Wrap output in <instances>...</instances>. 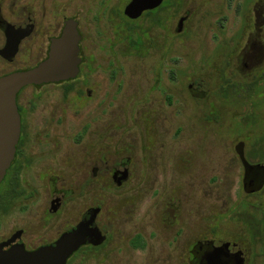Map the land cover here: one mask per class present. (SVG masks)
Segmentation results:
<instances>
[{
    "label": "flooded vegetation",
    "instance_id": "flooded-vegetation-1",
    "mask_svg": "<svg viewBox=\"0 0 264 264\" xmlns=\"http://www.w3.org/2000/svg\"><path fill=\"white\" fill-rule=\"evenodd\" d=\"M164 1L137 19L125 14L132 0H126L115 12L130 28L141 18L150 17L151 26L163 29L159 45L168 52L172 0ZM241 5L234 7L239 16L237 31L223 38V30L215 46L214 69L209 76L213 88L205 87L200 74L196 79L187 77V98L197 102L183 105V124H177L174 134L170 124L168 127L173 94H166L165 108L154 105V143L162 135L159 128L163 119L164 135L171 136L169 143L179 139L184 146L163 156L167 162L163 169L169 176L164 216L160 219L152 212L132 221L116 214L118 208L111 203L110 194L121 192L132 182L139 186L140 171L147 169L140 167L139 152L110 158L104 124L77 126V88L73 83L82 75L85 58L81 21L72 14L75 0H0V78L34 68L47 59L53 41L62 36L69 20L77 23L81 60L75 78L27 86L17 95L20 137L15 157L0 182V230L11 225L0 235V261L7 260L14 248L34 252L82 228L88 234L86 242L66 264H258V258L264 264V0H245ZM187 19L184 12L177 33L183 31ZM220 24L225 27V23ZM140 41L135 42L137 46ZM167 56L155 61L157 79L163 64L171 76ZM51 84L62 85L61 97L70 102L46 108L39 101L40 92ZM28 89L32 92L21 103ZM79 93L91 102L96 98V90L89 86ZM65 141L69 144L64 145ZM83 143L86 150L78 159L76 145ZM158 158L161 155L151 157L154 162ZM189 158L196 161L180 162ZM61 166L74 171L70 184L60 180ZM190 174L194 180L195 174L209 175L203 178L207 182L201 191L197 187L189 192ZM221 185L229 191L222 198L227 200L222 210ZM235 186L237 196L232 193ZM210 190L218 197H213L209 210L190 215L189 197L199 200L211 194ZM131 224L132 231L123 230ZM116 227L122 231L121 245H115ZM95 231L102 237L100 244Z\"/></svg>",
    "mask_w": 264,
    "mask_h": 264
},
{
    "label": "rangeland",
    "instance_id": "rangeland-1",
    "mask_svg": "<svg viewBox=\"0 0 264 264\" xmlns=\"http://www.w3.org/2000/svg\"><path fill=\"white\" fill-rule=\"evenodd\" d=\"M169 1L165 0L164 3ZM243 1L245 0H172L168 22L172 34L166 52L164 47L159 45L164 31L160 27L151 26L150 17L136 21L132 28L121 22L115 10L125 5L126 0H75L72 14L81 21L85 58L82 75L73 83L77 88L75 91L77 92L75 95L77 126L79 128L80 125L91 123L97 126L104 124L110 158L122 153L132 154L136 150L139 152L137 156L141 163L140 167L147 166L145 171L143 169L140 171L139 186L132 182L121 192L110 194L111 203L118 208L116 214L120 218H130L133 221L136 216H148L152 212L160 219L164 216L169 176L163 169L167 163L163 156L170 150L176 151L177 148L184 146V143L179 139L169 143L171 136L164 135L163 119L161 122L163 126L159 128L162 135L154 143V138L151 136L154 134L151 113L155 104L165 108L166 94H173L172 121L168 123L172 135L177 124H183V105L197 102L187 98V77L196 79L200 74L204 76L205 87L213 88V79L209 76H212L214 69V64L211 63L214 62L215 46L222 38L220 33L223 30L225 31L223 38H229L237 31L239 16L234 14V7L242 6ZM184 12L188 13V19L184 23L183 31L177 33V24ZM225 18L227 21H224ZM221 22L225 23V27H221ZM138 38L141 39L139 46L135 43ZM165 54L168 55L167 61H171L169 65L171 76L168 69H163L162 63L163 67L157 70L160 73V78L157 79L154 77L155 61L164 59ZM85 80L88 82L86 85ZM88 86L96 90V98L92 102L84 94L79 93L81 90L85 91ZM61 87L62 85L54 84L45 86L40 92L39 101L46 108L62 102L69 103L70 100L66 101L61 97ZM31 92L32 90H26L25 96L23 94L21 97V103L25 102ZM70 98L73 100L74 95ZM164 111L165 109L160 110L161 113ZM39 118L42 119L43 115ZM175 138H178L177 134ZM68 144L69 142L65 141L64 145ZM192 148L196 147L192 146ZM85 150L84 143L76 145L78 159ZM160 155L162 158L156 159L155 162L151 159ZM192 161L196 159L189 158L188 161L180 162L192 163ZM155 166L162 169L157 170ZM181 166L182 164L179 168ZM73 172L67 166H61L60 180L70 184L74 176ZM200 175L198 177L195 174V180L192 174L189 175L191 176L189 192L197 187L201 191L202 184H206L207 180L203 178L207 179L209 175H202L204 177ZM236 187L232 191L233 196L238 194ZM210 193L199 200L189 197L190 215L203 214L206 208L209 210V205L217 194L215 190H210ZM228 194L229 191L221 185L219 196L221 210L224 202L227 201L222 198H226ZM217 197L218 194L214 200ZM205 215L208 216V213ZM6 221L8 222L9 219ZM8 224H13V221ZM10 226L1 229L0 235L6 233ZM116 230L118 234L115 245H121L122 231L120 232V228L117 227ZM123 230L132 231V224ZM157 245L159 246L158 241ZM255 262L260 264L262 260L258 258Z\"/></svg>",
    "mask_w": 264,
    "mask_h": 264
},
{
    "label": "water",
    "instance_id": "water-1",
    "mask_svg": "<svg viewBox=\"0 0 264 264\" xmlns=\"http://www.w3.org/2000/svg\"><path fill=\"white\" fill-rule=\"evenodd\" d=\"M162 0H132L125 14L131 19L139 18L146 10L154 9ZM80 35L77 23L69 20L59 39L53 41L47 59L36 67L15 72L0 78V182L6 175L16 153L21 131V119L17 95L31 85L40 86L75 78L80 64ZM95 215V214H94ZM95 231L100 244L102 237ZM88 234L78 229L61 237L55 245L34 252L14 248L3 259L4 264H66L67 259L86 242ZM2 245H0L1 250Z\"/></svg>",
    "mask_w": 264,
    "mask_h": 264
}]
</instances>
